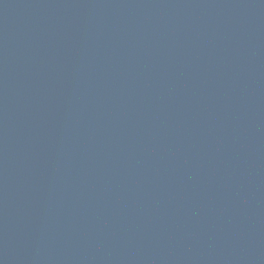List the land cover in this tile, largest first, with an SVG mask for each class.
I'll return each mask as SVG.
<instances>
[{"label":"water","instance_id":"water-1","mask_svg":"<svg viewBox=\"0 0 264 264\" xmlns=\"http://www.w3.org/2000/svg\"><path fill=\"white\" fill-rule=\"evenodd\" d=\"M0 264H264V0H0Z\"/></svg>","mask_w":264,"mask_h":264}]
</instances>
